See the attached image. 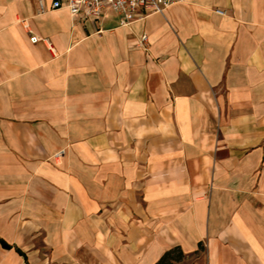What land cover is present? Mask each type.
Listing matches in <instances>:
<instances>
[{
  "label": "crops",
  "instance_id": "obj_1",
  "mask_svg": "<svg viewBox=\"0 0 264 264\" xmlns=\"http://www.w3.org/2000/svg\"><path fill=\"white\" fill-rule=\"evenodd\" d=\"M43 6L0 0V264H264V0Z\"/></svg>",
  "mask_w": 264,
  "mask_h": 264
},
{
  "label": "built area",
  "instance_id": "obj_2",
  "mask_svg": "<svg viewBox=\"0 0 264 264\" xmlns=\"http://www.w3.org/2000/svg\"><path fill=\"white\" fill-rule=\"evenodd\" d=\"M177 1L179 0H53V6L66 5L74 14L78 13L85 18H96L106 5H110L123 14V22H128L143 12L162 11ZM41 6L44 7L43 0ZM39 37L33 34L31 39L38 40ZM147 38L148 35L144 33L139 43L144 44Z\"/></svg>",
  "mask_w": 264,
  "mask_h": 264
},
{
  "label": "trees",
  "instance_id": "obj_3",
  "mask_svg": "<svg viewBox=\"0 0 264 264\" xmlns=\"http://www.w3.org/2000/svg\"><path fill=\"white\" fill-rule=\"evenodd\" d=\"M0 240L3 243V245H5L7 247L13 246V244L7 242L2 236H0ZM16 249L23 254L25 253L23 251V249L18 245H16ZM175 251L179 252V255L176 257L174 256ZM183 254H184V252L180 246L172 247V248H170L164 252V254L161 256V258L156 262V264H174V260L181 258ZM25 256H26V254H25ZM26 258H27V256H26Z\"/></svg>",
  "mask_w": 264,
  "mask_h": 264
},
{
  "label": "rangeland",
  "instance_id": "obj_4",
  "mask_svg": "<svg viewBox=\"0 0 264 264\" xmlns=\"http://www.w3.org/2000/svg\"><path fill=\"white\" fill-rule=\"evenodd\" d=\"M203 250H204V247L201 246V248L198 251L193 252L189 255H185L184 253L181 258L174 260V264H194L198 256L204 253ZM178 255H179V252L175 251L174 256L176 257Z\"/></svg>",
  "mask_w": 264,
  "mask_h": 264
}]
</instances>
